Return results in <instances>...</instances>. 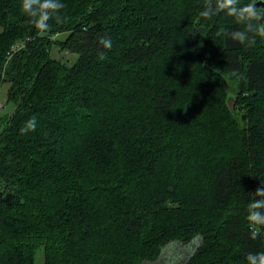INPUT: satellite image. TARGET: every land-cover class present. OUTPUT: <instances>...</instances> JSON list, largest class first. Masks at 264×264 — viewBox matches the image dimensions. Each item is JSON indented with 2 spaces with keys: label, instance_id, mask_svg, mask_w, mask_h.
<instances>
[{
  "label": "trees",
  "instance_id": "trees-1",
  "mask_svg": "<svg viewBox=\"0 0 264 264\" xmlns=\"http://www.w3.org/2000/svg\"><path fill=\"white\" fill-rule=\"evenodd\" d=\"M62 2L64 22L37 34L21 0H0L13 104L0 118V264L39 252L44 264L154 263L198 237L184 264L264 252L246 218L264 183V37L217 36L245 25L201 18L203 0Z\"/></svg>",
  "mask_w": 264,
  "mask_h": 264
},
{
  "label": "clouds",
  "instance_id": "clouds-1",
  "mask_svg": "<svg viewBox=\"0 0 264 264\" xmlns=\"http://www.w3.org/2000/svg\"><path fill=\"white\" fill-rule=\"evenodd\" d=\"M260 3L264 5V0H250L249 3L241 6L240 0H203V8L199 16L205 20H211L221 12L229 17H234L238 24L245 25L244 30H232L222 28L217 31V36H225L241 45L247 44L249 47L256 43L255 36L264 37V7H257ZM64 8L62 0H21V11L37 29V34L47 32L50 28L49 21L55 20L57 23H63L64 18L60 15ZM99 43L104 49L112 48L110 38L101 37ZM99 59H106V54L101 52ZM37 128V119L31 117L23 128L21 134L29 131H35ZM254 199L247 206V220L251 226L250 238L255 240L264 231V183L256 189ZM247 264H264V252L249 253L246 256Z\"/></svg>",
  "mask_w": 264,
  "mask_h": 264
},
{
  "label": "rangeland",
  "instance_id": "rangeland-1",
  "mask_svg": "<svg viewBox=\"0 0 264 264\" xmlns=\"http://www.w3.org/2000/svg\"><path fill=\"white\" fill-rule=\"evenodd\" d=\"M66 35L67 34H62V35L58 34L54 37V39H57V38L65 39ZM21 44L22 42H19V45ZM51 53L54 59L61 60L62 62H66L69 66L73 65L77 59V55H74L71 53L68 54L65 50L60 48L58 45H54L52 47ZM200 54H204L205 56V53L202 50H200ZM230 87H231L230 89L231 92L229 93L230 94L229 104L231 107H233L236 95H234L233 93L234 87L228 85V88ZM8 92H9V84H4L0 87V118L3 117L5 114H10L13 111V104L8 103V99H7ZM200 243H201L200 237L192 240L188 244L172 243L165 248L161 258L157 262L144 263V264H184L187 261V259L199 247ZM43 259L44 258H43L42 252H39L36 256L35 264H44Z\"/></svg>",
  "mask_w": 264,
  "mask_h": 264
},
{
  "label": "water",
  "instance_id": "water-1",
  "mask_svg": "<svg viewBox=\"0 0 264 264\" xmlns=\"http://www.w3.org/2000/svg\"><path fill=\"white\" fill-rule=\"evenodd\" d=\"M257 7H264V5L258 3V4H257ZM200 56L202 57V59H205L204 54H200ZM230 103H231V102H230Z\"/></svg>",
  "mask_w": 264,
  "mask_h": 264
}]
</instances>
